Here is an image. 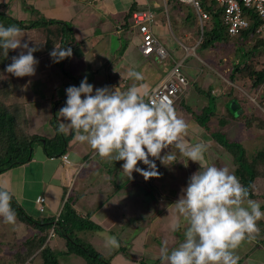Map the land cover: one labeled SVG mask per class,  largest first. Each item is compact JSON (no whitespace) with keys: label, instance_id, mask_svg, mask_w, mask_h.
<instances>
[{"label":"rangeland","instance_id":"374dc122","mask_svg":"<svg viewBox=\"0 0 264 264\" xmlns=\"http://www.w3.org/2000/svg\"><path fill=\"white\" fill-rule=\"evenodd\" d=\"M169 1L171 0L165 1L164 6L161 8L164 18L162 14L155 13L157 18L154 28L156 30L161 28L164 25V22L167 23V27L171 31L173 30V35L168 33L170 39H168L169 41L164 45H166L172 53H177L178 56L173 55L174 58L177 60H188L190 65L193 66L189 71L188 69L186 71L189 81V89L187 88L185 94L179 98L182 99L185 96L186 103L182 107H177V101L174 106V108L177 107L175 112L176 115L179 118H182L187 124L186 132L181 136V140L185 145H191L197 142H203L207 145L204 159L200 162L201 165L227 167L235 174L236 165L234 164L232 155L222 147L218 146L217 143L203 131V129L196 125L192 127L195 118L189 113V111H193V114L196 115L200 114L203 112V107H207L210 103L214 102V100H217L218 109H212V111L216 113L211 122L213 131L219 130L225 132L230 140L243 144L248 161L255 159L260 152L264 153V130L262 128L258 129L256 126L252 128H246L245 126L248 117L254 116L255 110L260 111L264 115V109L259 105V97L262 94V89L254 92L251 87L252 82L242 75L238 76L243 79L240 84H235L230 80L233 66L245 59L246 51L249 52L250 50H253L256 41L255 39L245 41L244 47H242L240 43L232 41L229 43V46L227 45L226 47L220 46L219 48H213L206 52H197V47L202 43V30L197 15H195V11L187 6L180 8L181 6H177L174 3L168 5L167 3ZM173 6L175 11L173 10ZM189 9L194 13H192L194 17L191 21L187 22L186 19L190 12ZM166 11H169L173 18L176 17L174 12L178 15L173 27H171L170 22L166 17ZM100 21L104 24L107 22L104 18L100 19ZM116 23H118V25L120 24L119 21ZM212 24L213 23L210 20L208 23L204 24V28H211ZM163 28H165V26H163ZM110 29V35L113 34V36H116L114 26ZM180 29H182L183 36L179 34ZM189 36H191L190 40L185 39ZM139 37L140 36L137 34V40L135 39L131 43H129L130 41L127 43L128 36H122L115 39L116 42L120 39L121 46L117 49L115 48L116 50L113 51H116L117 57H120L121 54L127 55L135 64L147 66L144 75H146L148 83L151 80H154V83L151 84L154 86L159 82V71H161V68L163 67L159 68L155 59L147 61L140 60L141 58L139 57L137 47L134 44V42H139ZM158 37L163 42L161 35ZM18 38H20L22 42L27 41L30 46H35L30 44L35 38L31 33L29 34L25 31H21ZM259 38L264 39V36H259ZM43 41L44 34L39 32L35 42L41 43L42 45ZM102 45L104 46V44ZM189 46H191V48ZM35 47L39 50V47ZM183 47H185V49ZM18 52L19 49L12 50V55H17ZM37 54L38 52L36 51L33 53L34 57L39 62L37 67L38 73L40 76L42 75V77H45L47 65L44 64L46 63L44 61L49 60L50 56L47 54ZM103 56L100 57L101 61L108 59L107 52H105ZM251 57V59H245V64H247L245 67L249 66L248 69H250L254 66L258 70H264V47L255 57L252 55ZM39 59L42 61L40 62ZM153 65H155L156 69L150 70ZM248 69H246L244 73H247L249 71ZM36 75L37 74L35 73L32 78L35 81H30V77L28 76L18 78L5 72L3 75H0V88L3 90L5 87L12 89L13 92L7 97L6 105L12 108L14 106H19L20 103L22 104L30 120L31 132L52 137L55 135L54 127L51 125V120L54 117L51 111L52 109L54 111V108L51 109V105L48 106L46 99H48V101H50V98L56 100L57 94L55 91L54 93L51 91L53 94L50 97L51 92L48 91L47 93V90L44 89L42 91L44 94H39L40 96H37L38 99H34V96L31 93L34 92V83L37 82L38 89L39 91L41 90ZM64 79H66L65 76L63 77L60 74L59 76L54 75L52 77L51 85H56L61 89V80ZM146 85L149 86V84ZM42 86L44 87L45 84L43 83ZM197 87L205 89L206 92L208 89L212 88L211 94L214 98L211 99L200 95ZM231 88H234V91H231ZM231 92H233L234 96L242 103V107L248 117L246 115L245 117L242 116L243 110L232 111L235 103L233 98L235 97L230 98L229 94ZM36 100L38 101L37 103H35ZM225 107L229 114L232 113L234 115V119L228 116ZM228 109H231L232 112H229ZM221 119H227V126L222 127L220 123ZM173 150L175 151V149ZM177 160H181V156L178 152ZM122 163V161L115 162L114 160L110 163V168L112 167L114 176H116L115 178L119 182H122L123 173H125L120 168ZM159 164L160 162L157 161V168L160 175L157 177H150L147 181L140 175V180L144 182V185L139 188L133 187V190L136 191H134V193L133 191H130L127 195V200L121 203L118 199L119 197L115 196L114 201L108 202L112 204L114 203V206L116 207L114 209H117V213L125 217L123 218L125 230L123 227L122 229L116 225V227L112 229L113 231H107V234L105 233L101 235V233L86 231L78 235L81 242L89 244L95 250L100 252L105 259L111 260L112 264H130L129 261H132L134 264H155L160 260L159 250L162 241H166L167 246L171 249L176 247L183 238L182 228L177 231L172 230V224L177 221V215L174 211L173 203L178 199L181 193V188L186 185L187 178L190 174L197 171L200 165L199 162L192 161H189L187 166L182 162H176L170 166ZM183 165L186 170L182 167ZM140 166L143 167V165ZM104 167L105 166H103L102 169ZM179 168L181 172L178 170ZM105 171L107 172L108 169ZM137 174L138 173L133 172L132 177L135 179ZM126 176L128 175L126 174ZM154 178L155 180L153 183L152 181ZM96 180L97 177L95 178V182L90 186L91 189H95L98 186V188L104 187L105 179L99 177L97 180L98 186L96 185ZM101 181L103 183H100ZM131 184V180L128 179L127 182L121 184V189L124 191L126 188H131ZM159 186L162 187L159 188ZM106 188H108V185ZM109 188L112 192L116 190L114 186ZM131 193L133 194L130 195ZM253 193L254 199L252 200L256 201L261 208V206L264 205L263 179L256 180L253 187ZM105 194L107 193H104V195ZM40 214L42 213L39 212V215ZM256 223L259 231L253 234L251 239L246 238L241 241L240 245L234 250L235 255L239 257L238 264H264V236L260 235L261 230L264 228V217L259 219ZM33 231L34 228L29 226L28 223L20 222L15 218V221L9 224L4 222L3 218L0 217V254H3L0 257V264H18V260H20V256L22 255L20 252L25 251V247L23 248L20 246V248L19 244L32 237ZM93 233H95V235ZM36 234L39 235V233ZM258 234L260 235L259 237ZM48 235L46 244H53L55 237L49 240ZM108 236H115L118 242V247L106 245L105 241ZM53 247L56 248V245H53ZM122 247H124V249H121ZM63 250H65V247ZM122 261L125 263H122ZM25 264H42L38 252H36L35 255ZM59 264H86V262L81 258L78 259L70 256L65 258L60 257Z\"/></svg>","mask_w":264,"mask_h":264},{"label":"clouds","instance_id":"9594fccd","mask_svg":"<svg viewBox=\"0 0 264 264\" xmlns=\"http://www.w3.org/2000/svg\"><path fill=\"white\" fill-rule=\"evenodd\" d=\"M20 32L15 24H0V52L8 56L9 50L19 49L4 72L18 78L31 77L38 64L33 55L37 48L22 42ZM49 56L58 63L72 56V48L53 46ZM128 76L135 81L143 79V74L134 69ZM65 95L57 112L56 131L71 132L75 141L87 143L100 158L122 161L120 168L130 178L133 172L146 181L159 176L157 161L164 166L199 162V169L190 174L173 203L177 221L172 230L182 228L183 238L171 249L166 241L161 242L160 264H238L234 250L259 231L256 222L264 212L248 198V188L227 167L201 165L205 143L182 142L187 124L176 115L170 98L144 99L135 85L123 92L107 85L94 87L87 75L78 85L66 87ZM177 152L183 159L177 160ZM10 200V193L0 188V217L9 224L15 221ZM105 243L118 247L115 236H108Z\"/></svg>","mask_w":264,"mask_h":264},{"label":"crops","instance_id":"0c3cea01","mask_svg":"<svg viewBox=\"0 0 264 264\" xmlns=\"http://www.w3.org/2000/svg\"><path fill=\"white\" fill-rule=\"evenodd\" d=\"M134 1H138L141 8L143 6L147 8L148 6L150 10H156V13L162 14L163 16V12L160 11L161 9L159 10L160 7L158 6L161 4L164 6V2L167 0H0V11L5 12L10 17L17 20L32 22L45 18L48 20H57L68 23L73 29L76 43L73 45L72 56L64 62L62 68L59 67V62L53 63L49 57V60L44 61L46 63L43 62L47 65V71L45 77H42V75L40 76L38 73V64L36 65L37 71L35 73L37 74L36 78L38 77L41 90L39 91L38 85L36 84L37 82L34 83L35 86L33 91L35 93L31 92L34 99L37 98V96H40L39 94H44L42 93L44 89L47 90V93L48 91H53V93L55 91L57 94L56 100L50 98V101H48V99H46L48 106L51 105V109L54 108V111L53 109L51 111L54 115L55 110L58 112L59 108L63 106L65 102V88L69 85H78L85 75L89 77L87 78L88 82L93 84L94 87L107 85L117 92L126 91L129 87L135 85L142 98L153 87L159 84L169 73L173 64L183 60H177L174 58L173 55L178 56L177 53H172L170 49L164 45L169 41L168 39H170L169 34L173 35V30L171 31L167 27V23L164 22L163 26H165V28H163V26L156 30L154 28V34L157 37L161 35L163 42L159 37L158 39L163 43L170 54V59H167V61L165 60L159 64L155 56L150 58L143 56L140 52L141 38L139 37V42H134L139 57L141 58L140 60L147 61L155 59L159 68L163 67L161 68V71H159V82L157 81L158 83L156 85H151L154 83V80H151L149 83L146 80L147 77L144 74L147 66L135 64L127 55L121 54L120 57H117L116 51H113L121 46L120 39L116 42L115 39L117 38L128 36L127 43L129 41V43H131L135 39L137 40V30L134 27H131L128 31H125L123 27L125 24L126 13L129 11ZM172 1L174 2V0ZM173 10L175 11L174 6ZM174 14L176 17H174L173 20L176 22L178 15L175 12ZM166 15L169 20L168 11ZM102 18L107 20L105 24L100 21ZM117 21L120 22L119 25L116 23ZM113 26L115 28L114 30H116V36H113V34L110 35V28H113ZM25 32L29 34L31 33L33 34V37H35L30 43L31 45L37 47L41 45V43L35 42L39 33L38 30ZM179 34L183 36L182 29L179 30ZM185 39L190 40L191 36ZM44 42L45 40L42 43ZM102 44H104V46ZM189 47L191 48V46ZM183 48L185 49V47ZM105 52H107L108 59L101 61L100 57L103 56ZM40 59L39 61L41 62L42 60ZM191 67L193 66L190 65L188 60L184 62L183 71L185 75L187 69L189 71ZM64 68L68 71L69 76L64 75ZM130 69L141 72L143 74V79L135 81L133 78H130L128 76ZM155 69V65H153L150 70ZM59 74L66 78L61 80V89L56 85H51L52 77L54 75L59 76ZM32 78L33 76L29 78L30 81L34 80ZM43 83L45 84L44 87L42 86ZM146 84H149V86ZM53 93L51 92L50 97ZM184 97L178 99L177 107H182L186 103ZM37 102L38 101L36 100L35 103ZM53 104H55V106ZM177 107L174 108L175 112ZM195 125L196 123H194L192 127ZM196 126L199 127L198 125ZM30 133L38 134L31 132V127ZM38 135L48 139H51L54 136L47 137L46 135ZM65 135L70 138L69 149L65 155L69 161L68 163H64L62 157L48 158L44 153L43 147L39 144H35L33 146V158L29 163L0 174V188L6 189L24 210L25 214L34 221L49 218L57 219L64 203L75 190L81 194V198L74 204V208L82 217L91 215V221L102 228V231L97 233L103 235L105 233L107 234V231L112 232V229H114L116 225L120 228L123 227L125 230V224H123V218L125 217L117 213V209H114L116 208L114 203L112 204L108 202L114 201L115 196L119 197L118 199L121 203L127 200L126 198L129 192L133 191L134 193V191H136L133 190V187L139 188L144 185V182L140 180V175L137 174V177L134 179V177L130 178L126 176V173H123L122 182L117 181L112 167L110 168V163L112 162L110 158L98 157L95 151L92 150L87 143L75 141L71 132ZM182 158L183 157H181V159ZM103 166L105 167L102 169ZM182 167L186 170L184 165ZM107 169L108 171L106 172L105 170ZM178 170L181 172L180 168ZM96 177L97 180L99 177L105 179L104 187L98 188V181L96 180V185L98 187L91 189L90 186L95 182ZM128 179L131 180V188H126L123 191L121 189V184L127 182ZM154 180L155 178L152 181L153 183ZM100 183L103 182L101 181ZM107 185L108 188H106ZM112 186L116 188L114 192L109 188ZM160 187L162 186H159V188ZM104 193L107 194L104 195ZM39 196L46 199L45 213L40 215L39 207L36 204V199ZM28 225L34 228V224L31 225L28 223ZM36 233H38V230L34 228L32 234L35 235ZM93 234L95 235V233ZM54 240L55 241L54 243L52 242V245H56L57 250L60 249L59 251H63L65 241L58 237ZM1 255L3 254H0V257ZM73 257L79 259V257ZM122 263L125 262L122 261ZM129 263L134 264L132 261H129Z\"/></svg>","mask_w":264,"mask_h":264},{"label":"trees","instance_id":"16d2710c","mask_svg":"<svg viewBox=\"0 0 264 264\" xmlns=\"http://www.w3.org/2000/svg\"><path fill=\"white\" fill-rule=\"evenodd\" d=\"M171 1L167 4H172L173 1ZM173 3L177 6H181L180 8L186 6L181 4L179 0H174ZM202 6L210 15V20L213 24L211 28H203L202 43L197 47V52H206L213 48H219L220 46L226 47L227 45L229 46V43L232 41L240 43L241 46L244 47L245 41L255 39L256 43L253 50H250L249 52L246 51L245 53V59H251V55L255 57L256 54L264 47V39L259 38L256 34V30L261 25V22L251 11H245V14L247 16L249 15L251 20L250 28L242 31L238 36L231 38L228 35L227 27L223 22V9L210 0H202ZM158 7H160V10L163 5L161 4ZM147 10H150L148 6L147 8L144 6L141 8L138 1H134L125 16V24L123 26L125 31L130 30L131 27L133 28L132 16L135 12ZM192 13L193 12L190 10L186 19L187 22L193 19L194 13ZM168 17L170 25L173 27V24L176 22L173 20V16H171L169 11ZM0 24H3L6 27L15 24L21 29V31L38 30L39 32H42L44 34L45 42L38 48L39 50H37L39 55L47 54L49 56V52L52 50L53 46L71 47L73 53V45L76 41L73 29L68 23L57 20H48L45 18L37 21L25 22L12 18L5 12L0 11ZM12 56V50H9L8 56H6L3 52H0V75L5 73V65L11 62ZM69 58H65L60 61L58 63L59 67L62 68L64 62H66ZM245 59L233 66L230 80L235 84H240L243 79L238 76L242 75L252 82L251 87L254 92L262 89V94L259 97V105L264 109V70H258L254 66L248 69L249 66L245 67V65H247L245 64ZM246 69L249 71L244 73ZM63 73L64 75L69 76L66 68H64ZM197 89H199L198 91L200 92V95L211 99L214 98L211 94V89H208L207 92L203 88L197 87ZM231 89V91H234V88ZM12 92V89L9 87H5L4 90L0 88V174L15 167L29 163L33 158V146L35 144H39L43 147L44 153L48 158L65 156L69 149L70 138H68L65 134H61L56 131L58 123L57 111L55 110L54 117L51 120V125L54 127L55 132V135L51 139L42 137L38 134H31L30 120L22 104L20 103L19 106H14L12 108L6 105L7 97L11 95ZM229 96L230 98L235 97L233 92H231ZM233 99V101L239 105L237 110H243L242 116L245 117L246 113L242 107V103L236 97ZM53 105L55 106V104ZM210 105L203 107V112L200 114H193V111H189V113H191L195 118L194 123H196V125L203 129V131L206 132L218 146L222 147L230 155H232L234 164L236 165L235 176L239 179L243 186L248 188V198L254 199V183L257 179L264 180V153L260 152L255 159L248 161L243 144L230 140L225 132L219 130L213 131L211 122L216 113L212 111V109H218L217 100H214V102L210 103ZM225 106L227 107L226 104ZM226 107L225 111L228 116L234 119V115L232 113L229 114ZM228 110L229 112L233 111V109L232 111L231 109ZM254 113L255 114L252 117H248L246 115L248 117V120L245 122L246 128L256 126L258 129L262 128L264 130L263 113L258 110H255ZM220 123L223 127L227 126L228 121L227 119H221ZM72 193L73 194L70 195L68 200L64 203L58 219H38L37 221H34L27 214H25L24 210L10 194V205L15 211V218L24 223H29L31 225L34 224V228H36L39 233V235L35 234L19 244V247H25V251L20 252L22 255L20 256V260H18V264H25L35 255L36 252H38L40 259L42 260V264H59L60 257L65 258L70 256L79 257L83 259L86 264H112L111 260L105 259L100 252L95 250L89 244L80 241V238L78 237L80 233H84L86 231L100 232L102 231V228L91 221V215L82 217L76 211L74 204L81 198V194L75 190ZM261 211H264V205L261 206ZM53 227H55V238L58 237L65 241V250L63 251L57 250L52 244H46L47 235ZM260 235L264 236V228L261 230ZM260 235L258 234V237ZM121 249H124V247ZM155 264H160V260H158Z\"/></svg>","mask_w":264,"mask_h":264},{"label":"built area","instance_id":"2783aa9c","mask_svg":"<svg viewBox=\"0 0 264 264\" xmlns=\"http://www.w3.org/2000/svg\"><path fill=\"white\" fill-rule=\"evenodd\" d=\"M223 9V22L227 27L228 34L231 37L238 36L242 31L250 28L251 20L245 11H251L261 22L256 30L257 36H264V0H210ZM183 5L191 7L197 17L203 30L204 24L210 20V15L204 10L202 0H179ZM167 13V11H166ZM155 12L152 10L137 11L132 16L133 27L141 38L140 52L145 57L155 56L159 63L170 59V54L163 46L162 42L154 34V25L156 21ZM185 60L175 62L166 77L148 93L144 99L159 98L167 96L171 99L173 107L182 96L189 85L188 79L183 71ZM64 163H68L67 156L62 157ZM39 211L45 213L46 199L39 196L36 199ZM58 219V218H57ZM49 240L55 237V227L49 232Z\"/></svg>","mask_w":264,"mask_h":264},{"label":"water","instance_id":"95a60500","mask_svg":"<svg viewBox=\"0 0 264 264\" xmlns=\"http://www.w3.org/2000/svg\"><path fill=\"white\" fill-rule=\"evenodd\" d=\"M238 107H239V105H238L237 103H234V105H233V110H237Z\"/></svg>","mask_w":264,"mask_h":264}]
</instances>
